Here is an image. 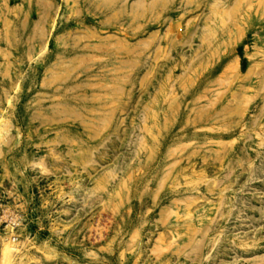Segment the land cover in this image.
Segmentation results:
<instances>
[{
	"label": "rangeland",
	"instance_id": "obj_1",
	"mask_svg": "<svg viewBox=\"0 0 264 264\" xmlns=\"http://www.w3.org/2000/svg\"><path fill=\"white\" fill-rule=\"evenodd\" d=\"M0 264H264V0H0Z\"/></svg>",
	"mask_w": 264,
	"mask_h": 264
}]
</instances>
